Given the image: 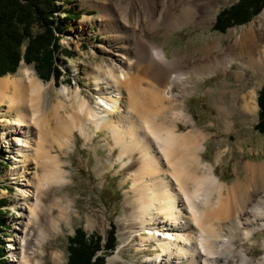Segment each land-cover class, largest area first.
I'll use <instances>...</instances> for the list:
<instances>
[{
	"label": "bare ground",
	"instance_id": "1",
	"mask_svg": "<svg viewBox=\"0 0 264 264\" xmlns=\"http://www.w3.org/2000/svg\"><path fill=\"white\" fill-rule=\"evenodd\" d=\"M145 1L150 4L145 8V16L149 18L160 3ZM180 1L169 5L164 25L174 28L196 19L210 20L228 0ZM159 13L157 18L162 17L163 11ZM81 22L89 25L91 16L85 14ZM255 22L257 27L252 24L225 46L221 43L206 45L202 50L203 58L188 60L187 65L191 66L185 70L176 69L177 66L174 71L163 49L150 43V52L160 65L156 64L155 73L161 78V85L167 83L160 99L158 93L162 90L159 85L151 84L157 94L146 96L139 90L143 92L142 99L133 96L132 104L125 105L123 81L126 76L131 77L128 76L130 71L124 69L122 73L116 68L119 64L112 61V66H104V74L100 71L90 75L93 89L100 95L98 100L91 104L76 90L78 120L72 115L69 120L63 118V110L68 112L69 105L62 101L48 107L47 95L53 82L45 83L30 67H21L16 75L0 77V116L6 122L3 140H9L10 135L12 140L13 136L14 143L8 141L10 153L14 155L11 158L15 160L11 170L13 178L23 188L22 196L15 203L21 209L15 236L8 239L11 264H43L46 255L43 246L65 231H74V200L60 192L72 181L71 170L67 168L70 162L65 158L74 151L75 131L89 141L94 136L90 134L92 129L96 133L108 130L111 141L106 146L115 159L110 167L120 163V168L128 172L125 182L130 180V185L124 206L129 217L121 220L127 227L122 228L120 234L133 237L131 246L137 245L134 240L139 236L136 250L148 251L138 264H264V252L259 256L251 252L253 244L258 242L253 237L264 230V162L245 164L246 175L227 184L217 175L213 162L203 157L208 137L203 130L195 128L196 121L185 111L184 101L169 107L171 114L165 103H160L164 97L173 98L175 86L178 83L184 86L188 73L197 76L213 73L221 66L232 67L235 61L247 67L244 75H252L249 72L252 69L255 74L252 76L259 81L264 79V20L260 16ZM133 81L131 78L129 83ZM256 88L257 83L242 96L239 106L246 113L256 112L258 108ZM59 93L68 98L70 89L63 86ZM158 106L163 110L160 120L154 113V118L146 117ZM218 109L221 117L230 118V112L224 107ZM134 111L141 113L137 115ZM8 115L11 118H7ZM39 115L58 121L53 140L59 148L56 154L44 143L41 134L35 136L32 131V126L39 123ZM179 121L192 128L180 132ZM221 154L218 153V160ZM261 240L264 250V238ZM50 257L51 264H65L64 253L57 248L50 249Z\"/></svg>",
	"mask_w": 264,
	"mask_h": 264
},
{
	"label": "rangeland",
	"instance_id": "2",
	"mask_svg": "<svg viewBox=\"0 0 264 264\" xmlns=\"http://www.w3.org/2000/svg\"><path fill=\"white\" fill-rule=\"evenodd\" d=\"M158 1L160 4L156 13L152 17L146 18L145 8L150 4H146L145 0H56L60 9L57 11L58 14L56 13L52 17L54 25L65 26L66 29L64 28V32L56 31L58 46L50 48V52L53 67L62 73L60 78L57 79L52 76L45 80L39 76L34 63L27 64L24 60L21 61L18 70L10 74L16 75L21 67L26 66L30 67L45 83L53 82L52 87L48 90V107L52 108L55 103L58 104L62 101L67 106L69 105L68 112L63 110L65 114L63 118L69 120V115H72L78 120L80 111L78 113L79 109L74 99L76 90L91 104L98 100L100 95L93 89L94 82L90 75L100 71L101 74H104L105 67L112 66L110 64L112 61L120 65H117L116 68L120 69L122 73L124 69L130 71L128 76L131 75V77L126 76L124 79L127 81H123V86L126 87L123 97L125 105H129L130 102L132 104L134 97L142 99L143 92L146 96L155 94L156 90L151 84L159 85L157 87L162 90L161 93H158V99H160L167 83L162 82L163 85H161V78L155 73L158 70L156 64L159 65V63L155 55L150 52V43H155L163 49L166 57L172 61L169 65L174 66V71L177 66L176 69L185 70L191 66L187 65L188 60L203 58L202 50L206 45L221 43L225 46L229 42H233L238 34L245 32L252 24L257 27L258 23L255 20L260 16L264 20L263 9L260 14L254 16L246 24L230 27L225 32L215 30L213 26L218 13L238 2V0H228L220 5L210 20L207 18L204 20L196 19L182 26L171 28L164 25L165 21L163 22V20H166L167 15H169V5L171 3L176 5L181 1ZM158 11H163L161 18H157L161 14ZM85 14L91 16L92 22L89 25L81 22V18ZM78 15L80 18H77ZM99 18L102 20L99 21ZM135 23L139 25L136 24L135 26ZM41 31L39 25L34 29L35 34ZM230 32L234 33L230 34ZM25 48L26 45L23 49ZM139 56L141 57L139 58ZM247 70L242 62L235 61L232 67L226 69V67L221 66L213 73L200 74L199 76L188 73L187 85L185 83L182 86L178 83L174 88L173 98L167 99L163 96V102H160L165 103V106L168 107V114H171L169 107L173 106L174 103H180L181 100L184 101L185 111L196 121L195 128L203 130L202 132L208 137L205 143L207 148L203 152V157L213 162L217 175L227 184H232L246 175L245 164L264 162V134L255 128L259 120V104L256 112L247 113L239 106L242 96L251 91L256 83V100L258 103V94L264 87V79L259 81L256 76H252L255 75L252 69H249L252 75L246 73L244 75L243 71ZM174 71L171 70L172 73ZM117 72L119 73V71ZM142 75L143 77H141ZM137 77L139 78L138 81ZM131 78L134 79V84L129 83ZM135 84L136 86H134ZM63 86L70 89V97L65 98L59 93V89ZM128 89L129 92H127ZM135 94H138L137 97ZM158 105L161 107L159 101ZM159 106L153 109L154 112H148L150 114L146 117H152L154 113L155 118L160 120L163 110L160 111L162 108ZM218 107H224L230 112V118L221 117ZM140 113L136 114L140 115ZM38 117L39 123L32 126V131L35 136H38V133L41 134L44 143L50 145L53 153L56 154V150L59 148L53 140L56 137V131H58L56 123L58 121L53 120L52 117L48 119L44 117L46 120L44 122L42 115ZM7 118H11V116L8 115ZM47 120H50L51 123ZM43 122L46 123L47 127ZM5 123L0 116V151L3 152V161L5 162L0 175V185L2 186L0 197L7 199L4 207L6 212L4 215L5 223L2 227V230L7 228V231H0V233L3 235L2 244L5 245L4 264H11L12 255L9 252L8 239L15 236V226L19 222L18 215L21 212L20 207L15 203L22 196L23 188L22 184L13 178L11 168H13L15 160L11 158L14 155L10 153L8 141L14 143V140L13 136L11 140V135L9 140L5 141L7 138L3 140V136L6 135L3 132ZM178 125L180 132H186L192 128L183 121H179ZM41 126L42 128L39 129ZM90 134L94 135L92 139L85 141L84 136L79 131H75L74 151L69 152L65 158L70 162L67 164V168L71 170L72 181L62 187L60 192L69 195L74 200V231H65L51 240L49 244L43 246L46 250L43 264L52 263L51 248L62 251L65 264H68L69 240L75 236L77 229L83 230L87 235L101 234L107 238L113 224L117 227L118 244L117 248L107 257V264H138L148 251L139 252L136 250V246L140 242L139 236L134 240L137 245L131 246L129 243L133 237L129 234H120L121 229L127 227L121 222L129 217L128 210L124 206L126 190L130 185V180L125 182L128 172L126 169L120 168V163H116L114 168L110 167V162L113 163L115 159L110 155V150L106 146L107 142L111 141L108 130L96 133L92 129ZM219 152L222 154L221 159L218 160ZM60 154L63 155L62 152ZM263 238L264 230L253 237V240L258 242L253 244L251 252L257 256L264 252L261 246V239ZM151 251L156 252L155 250Z\"/></svg>",
	"mask_w": 264,
	"mask_h": 264
},
{
	"label": "trees",
	"instance_id": "3",
	"mask_svg": "<svg viewBox=\"0 0 264 264\" xmlns=\"http://www.w3.org/2000/svg\"><path fill=\"white\" fill-rule=\"evenodd\" d=\"M59 9L56 0H0V77L15 73L24 60L27 64H35L41 78H60L62 73L53 67L50 52V48L58 46L56 31L64 32L66 29L65 26L54 25L52 17ZM263 9L264 0H238L218 13L213 28L225 32L230 27L250 22ZM77 18H80L79 15ZM38 25L42 31L35 34L34 29ZM258 104L259 120L255 128L264 134V87L259 91ZM3 159V152L0 151V175L5 165ZM6 201V198L0 197V231L4 232L7 231V228L2 230ZM2 243L3 235L0 233V264H4L5 254ZM117 244L115 224L107 238L101 234L87 235L77 229L75 236L69 240L68 264H107V257Z\"/></svg>",
	"mask_w": 264,
	"mask_h": 264
}]
</instances>
